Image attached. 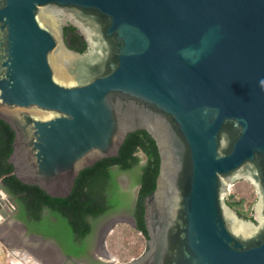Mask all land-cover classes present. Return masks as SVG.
I'll list each match as a JSON object with an SVG mask.
<instances>
[{"label": "water", "instance_id": "95a60500", "mask_svg": "<svg viewBox=\"0 0 264 264\" xmlns=\"http://www.w3.org/2000/svg\"><path fill=\"white\" fill-rule=\"evenodd\" d=\"M0 121L12 174L53 199L149 134L146 249L122 264H264V0H0ZM242 181L251 219L228 204Z\"/></svg>", "mask_w": 264, "mask_h": 264}, {"label": "trees", "instance_id": "16d2710c", "mask_svg": "<svg viewBox=\"0 0 264 264\" xmlns=\"http://www.w3.org/2000/svg\"><path fill=\"white\" fill-rule=\"evenodd\" d=\"M65 40L78 52L82 53L86 49L85 42L75 33L74 28L65 29ZM13 140L14 132L7 124L0 121V180L5 191L16 199V204L20 208V219L25 221V218L29 217V220L38 221L41 210L49 207L53 217L58 221V229L56 232H44V236L50 234L62 236V239H68L70 242L82 238L88 231L86 219L97 216L103 210L97 185L102 179L109 177L110 168L118 167L122 171H128L143 162L137 182L140 186L138 207L141 209L137 221L138 232L146 237L143 221L144 200L155 190L160 169L158 150L148 133L139 131L129 134L118 157L101 160L95 168L83 170L76 180L71 196L66 199H53L38 187L21 183L12 174L13 167L8 164V158L12 153ZM228 204L240 217L251 219V208H246L245 202L237 201L230 196Z\"/></svg>", "mask_w": 264, "mask_h": 264}, {"label": "flooded vegetation", "instance_id": "af4514ba", "mask_svg": "<svg viewBox=\"0 0 264 264\" xmlns=\"http://www.w3.org/2000/svg\"><path fill=\"white\" fill-rule=\"evenodd\" d=\"M96 164L92 168H95ZM143 165L142 162L128 171H122L118 167L110 168L109 177L102 179L97 185L99 189L98 197L102 202L103 210L97 216L86 219L88 231L82 238H76L70 242L68 239H62V236L57 237L51 234L44 236V232H56L58 229V221L53 217L50 208L44 207L41 210L38 221L29 220V217H26L25 221L20 219V208L16 204V199L5 191L3 184L0 185V196L4 203L3 209L13 222L8 223L6 221L0 228L3 227L4 231L8 229V231L13 232L14 227H17L20 233L16 236L20 237L19 241L25 245V249L32 253H47L49 264H122L119 260L112 259V256L108 257L103 247V239H105L106 233L113 225L115 228L118 225L125 224L138 232L137 215L141 209L138 207L140 186L137 182ZM0 182L2 181L0 180ZM9 203L13 205L10 211L8 210L9 207L7 208ZM129 223H133L135 227H132ZM140 234L146 238L142 233ZM7 237L12 238L11 235H7ZM34 237H41L50 241L53 245L52 247L45 246L42 242L35 240ZM16 246L14 243L15 248Z\"/></svg>", "mask_w": 264, "mask_h": 264}, {"label": "rangeland", "instance_id": "374dc122", "mask_svg": "<svg viewBox=\"0 0 264 264\" xmlns=\"http://www.w3.org/2000/svg\"><path fill=\"white\" fill-rule=\"evenodd\" d=\"M230 196H233L237 201L245 202V207H250L252 212V206L254 205L257 197L254 188L249 183L242 181L234 185L230 189ZM8 239L10 241V238ZM9 247V244H4L0 241L1 264H13L10 258L11 248ZM106 248L111 254L112 259H117L122 263H126L143 254L146 249V238H144L140 233L132 230L128 225L121 224L116 226L107 236ZM15 249L20 251L21 258H24L25 254L34 256L36 259L47 258V253H32L25 248L19 250L16 247Z\"/></svg>", "mask_w": 264, "mask_h": 264}, {"label": "bare ground", "instance_id": "6f19581e", "mask_svg": "<svg viewBox=\"0 0 264 264\" xmlns=\"http://www.w3.org/2000/svg\"><path fill=\"white\" fill-rule=\"evenodd\" d=\"M0 199H1V196H0ZM2 224H4V223H1L0 226ZM3 229H4L3 227L0 228V232H1L0 233V238L3 240V242H5L6 244L10 245V247H9V248H11V254H10L11 257L10 258H11L13 264H49V261H48L49 258L48 257L47 258H43L42 257L43 259H41V258L40 259H36L34 256H30V255L25 254L24 258H21L20 251L16 250L15 247H14V243H16V240H14V238L16 237V235L18 233H20L19 229L17 227H14V230H13V232H14L13 235L14 236L12 235V233H13L12 231H10V230L8 231V229H6L4 231ZM3 232H5V233L3 234ZM7 235L8 236H10V235L12 236V238H10V241H9ZM11 245H13V246H11ZM49 256H51V255H49ZM52 258H53V256H52Z\"/></svg>", "mask_w": 264, "mask_h": 264}, {"label": "built area", "instance_id": "2783aa9c", "mask_svg": "<svg viewBox=\"0 0 264 264\" xmlns=\"http://www.w3.org/2000/svg\"><path fill=\"white\" fill-rule=\"evenodd\" d=\"M9 207V208H8ZM8 210L10 211V208H13V205L11 203H9V205H7Z\"/></svg>", "mask_w": 264, "mask_h": 264}, {"label": "crops", "instance_id": "0c3cea01", "mask_svg": "<svg viewBox=\"0 0 264 264\" xmlns=\"http://www.w3.org/2000/svg\"><path fill=\"white\" fill-rule=\"evenodd\" d=\"M0 260H1V258H0ZM1 264V263H0Z\"/></svg>", "mask_w": 264, "mask_h": 264}]
</instances>
